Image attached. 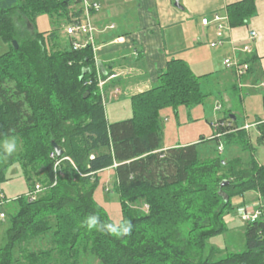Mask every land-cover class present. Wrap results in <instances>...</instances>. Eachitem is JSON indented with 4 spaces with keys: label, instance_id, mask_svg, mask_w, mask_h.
I'll use <instances>...</instances> for the list:
<instances>
[{
    "label": "trees",
    "instance_id": "trees-1",
    "mask_svg": "<svg viewBox=\"0 0 264 264\" xmlns=\"http://www.w3.org/2000/svg\"><path fill=\"white\" fill-rule=\"evenodd\" d=\"M82 3L0 0V38L9 45L0 55V185L17 163L29 183L15 198L1 188L10 201L3 207L7 228L0 264H77L88 254L102 264H264V165L254 155L227 161L220 150L225 140L252 151L248 130L230 114L220 120L228 124L214 127L217 135L164 147L162 113L203 105L209 97L208 74L198 75L181 58L169 59L157 83L130 98L129 117L112 121L103 100L106 87L103 92L100 87L110 74L97 63L94 46L74 49V37L66 32L64 37L59 29L39 30L35 22L46 14L70 25L84 13ZM257 13V0L226 8L230 28L246 25ZM241 61L250 65L242 83L247 76L258 82L257 55L252 51ZM231 73L233 87L242 94L244 86ZM258 125L262 142L264 122ZM7 139L19 141L21 149L6 157ZM210 142L217 147L201 153ZM110 169L122 209L119 224L95 199L102 173ZM226 179L229 184L222 188ZM37 184L42 192L32 200L28 194ZM251 191L262 199V214L246 224V247L224 253L209 241L227 234L225 217L235 210L233 198ZM143 203L147 211L136 207ZM94 214L102 225L130 221L131 234L90 230L86 221ZM46 235L51 246L33 250L31 243Z\"/></svg>",
    "mask_w": 264,
    "mask_h": 264
},
{
    "label": "crops",
    "instance_id": "crops-1",
    "mask_svg": "<svg viewBox=\"0 0 264 264\" xmlns=\"http://www.w3.org/2000/svg\"><path fill=\"white\" fill-rule=\"evenodd\" d=\"M97 1L101 4V10L92 15L97 29L96 56L105 73L110 74L105 87L111 104L124 100L130 102L133 95L151 89L158 81L159 71L166 67L171 58L186 60L198 75L208 74L209 79L216 77L219 85L231 83L233 86L235 77L224 61L233 56L234 47L240 59L247 54L242 50L244 46H249L258 58V82H252L253 76L245 77L241 98L264 84V0H257V15L246 25L229 29L223 45L218 47L210 45L217 39L215 23L204 26L202 19L212 21L216 14L225 16L228 4L240 0H179L183 8L176 7L175 0ZM112 25L114 28H111ZM253 30L258 34L254 40L250 38ZM226 101H231L228 95ZM201 107L187 108L185 113L188 112L189 117L201 116ZM231 115L239 128L264 120L257 116L254 121L240 124L238 117ZM217 122L211 123L212 128ZM258 126L256 124L247 129L249 136L259 139ZM200 138L186 137L182 142L164 144V147L197 143Z\"/></svg>",
    "mask_w": 264,
    "mask_h": 264
},
{
    "label": "rangeland",
    "instance_id": "rangeland-1",
    "mask_svg": "<svg viewBox=\"0 0 264 264\" xmlns=\"http://www.w3.org/2000/svg\"><path fill=\"white\" fill-rule=\"evenodd\" d=\"M35 22L39 30L59 29L62 31L63 36L64 27L68 25L65 18L61 19L60 22H58L56 21L55 17L54 19H52L46 14L39 15L36 18ZM30 26L32 28V25ZM93 26H95L94 23ZM94 32L96 34L97 29ZM8 50V43L0 38V55L4 54ZM215 78L216 77L204 81V88L205 91L209 93V97L202 105L203 107H201L203 108V114L200 112L201 116L194 117V115L192 114L193 117H189L188 112L185 113L188 107H181L178 110L179 113H176L173 109H168L162 113V121L165 127L163 134L164 144H173L180 141L182 142L186 137L198 139L200 137H205L206 139H209L213 134L217 135V130L212 128L211 123L225 119L230 114H235L238 117V121L240 124L245 123V121H254L257 116L264 118V84L260 85L258 89L254 90V92L250 93L249 95H247V91L245 90L246 94L243 96V98H241L240 88L235 90V87H233L231 83L227 84L226 86L219 85V83L216 82ZM242 84L245 83L243 82ZM238 85L241 86L240 84ZM225 88H227L228 90H225ZM225 91H227V94H225ZM227 95L231 98L230 102L226 101ZM217 106H219L221 109L216 110L215 108ZM107 111L112 121L125 119L129 117L131 113L130 102L124 100L123 102H112V104L109 103ZM116 113L118 115L115 116ZM195 114H197V112ZM262 122H264V120L252 125L260 124ZM7 140H14L16 144V150L13 153L19 152V150L21 149V143L16 139ZM249 141L253 147L252 151H250L251 149L243 150L240 144L231 145L227 143V141L223 140L222 147L220 148L221 154L227 161H231L236 157L248 160L252 155H254L258 162L264 165V141L259 142L257 136H250ZM216 144V142H210L202 145L200 149L201 153L204 150H213L215 147H217ZM205 154H207V152ZM4 162L7 163V160H5ZM6 178L8 180L1 184L0 187L2 189H5L10 197L15 198L16 196L21 195L25 193L26 190H28L29 183L26 184V178L24 177L22 169L18 163L13 165L8 170ZM100 182V187L96 190L95 193V199L108 212L114 223L119 224L123 216L120 197L119 194L115 192L114 171L111 169L104 171L102 173ZM261 200L262 199L260 195L255 191L248 192L242 196L234 197L232 201L235 210L231 213H228L225 217V223L230 228L229 231L225 235H220L218 237L210 239L209 243L217 246L218 248H221L224 253H227L229 251H240L243 247L245 248V228L246 224L249 222H245L238 216L239 209ZM136 207L142 211L148 210L147 205H145L144 203L143 205ZM6 219L4 221H0V240L3 236V231L7 228ZM50 239V235H46L41 239L38 238L31 243V248L38 251L43 248L48 249V247L51 246V244H49L48 242ZM77 264L102 263L95 256L88 254L81 256Z\"/></svg>",
    "mask_w": 264,
    "mask_h": 264
},
{
    "label": "built area",
    "instance_id": "built-area-1",
    "mask_svg": "<svg viewBox=\"0 0 264 264\" xmlns=\"http://www.w3.org/2000/svg\"><path fill=\"white\" fill-rule=\"evenodd\" d=\"M82 7L84 8V13L77 18H75L74 23L67 25L65 27L66 34H68L70 37H74L73 41V47L74 49L82 48L85 47L87 44L91 43L94 48L95 52L97 51L96 47V35H95V26H93L92 22V12L93 10L99 11L101 8L100 2L96 0H83ZM228 16H221L219 14H216L213 20H209L208 18H203L202 19V24L204 26H207L211 24V22L215 23V30H216V37L217 39L215 41H212L210 43L211 47H218L222 46L225 39H226V32L231 29L228 24ZM258 37V34L256 31H251L250 32V38L254 40L255 38ZM242 50L246 53H251L253 50L249 46H244ZM233 56L226 58L224 63L225 65L230 69L233 70L237 76L238 82L240 85L242 84V78L246 74L247 70L249 69V63H242L241 59L236 56L237 55V48H233ZM96 61L98 62L97 56H96ZM114 75L113 77H115ZM105 80H100V87L102 88V92L104 91V86H105ZM120 90V89H119ZM117 89L116 91L119 92ZM109 98L106 97L104 94L103 100L105 103H109L108 100ZM216 110H220L221 108L217 106L215 108ZM225 122H217L214 124L215 128H221L222 126H225ZM229 125H231L229 123ZM254 125L247 124L244 128L250 129ZM69 159V158H67ZM42 192V187L40 184H37L35 187V190L30 192L28 195L30 198L33 200L35 199L39 193ZM9 199H6V196L2 189L0 188V220L4 221L7 217L6 211H4V205L9 202ZM260 204L261 201L249 204L245 206L244 208L239 209L238 216L244 220L245 222H252L259 218L262 214V210L260 209Z\"/></svg>",
    "mask_w": 264,
    "mask_h": 264
},
{
    "label": "clouds",
    "instance_id": "clouds-1",
    "mask_svg": "<svg viewBox=\"0 0 264 264\" xmlns=\"http://www.w3.org/2000/svg\"><path fill=\"white\" fill-rule=\"evenodd\" d=\"M15 150H16V144L14 140L4 141V152L6 157L10 156ZM86 225L90 230L97 228H99L100 231L107 230L110 234L115 235L117 237L121 235H130L133 227L130 221L125 222L123 225L119 227L113 224L102 225L99 221L98 215L95 214L88 217L86 221Z\"/></svg>",
    "mask_w": 264,
    "mask_h": 264
},
{
    "label": "water",
    "instance_id": "water-1",
    "mask_svg": "<svg viewBox=\"0 0 264 264\" xmlns=\"http://www.w3.org/2000/svg\"><path fill=\"white\" fill-rule=\"evenodd\" d=\"M175 6L178 8H183V6L180 4L179 0H175ZM13 44L16 48H18V41L17 40H14ZM55 146H56L57 154L61 155L63 153V150L60 149L57 145H55ZM228 184H229V180H227V179L223 180V182L221 183V187L223 188V186L228 185ZM221 194L226 198V200L229 199L228 195L223 190H221Z\"/></svg>",
    "mask_w": 264,
    "mask_h": 264
}]
</instances>
